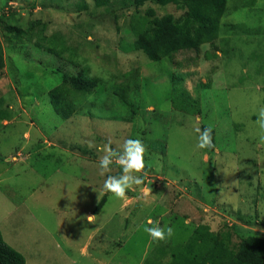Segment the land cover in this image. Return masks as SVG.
Listing matches in <instances>:
<instances>
[{
    "label": "rangeland",
    "instance_id": "rangeland-1",
    "mask_svg": "<svg viewBox=\"0 0 264 264\" xmlns=\"http://www.w3.org/2000/svg\"><path fill=\"white\" fill-rule=\"evenodd\" d=\"M184 13L0 0V233L24 264H174L197 231L264 238V0H225L197 47L132 48L137 17Z\"/></svg>",
    "mask_w": 264,
    "mask_h": 264
},
{
    "label": "trees",
    "instance_id": "trees-1",
    "mask_svg": "<svg viewBox=\"0 0 264 264\" xmlns=\"http://www.w3.org/2000/svg\"><path fill=\"white\" fill-rule=\"evenodd\" d=\"M101 1L96 0L99 4ZM123 1L126 4H142L148 0ZM151 1L161 5L173 3L185 10L179 19L162 16L147 22L145 17L140 16L134 21L132 28L135 39L132 48L142 50L152 60L163 58L182 48L197 47L217 37L225 0ZM5 31L22 32L18 27H7ZM4 62L0 38V69ZM74 81L75 84L78 82L77 79ZM84 87L89 88L90 85ZM174 90L178 91L179 88L175 86ZM181 94L180 90L179 96ZM174 102L176 103V100ZM178 108L186 112H197L196 109L189 107ZM64 114L67 115L68 112ZM176 251L174 264H264V238L252 235L243 237L236 248L231 249L225 244V239H221L211 231L208 230L205 236L197 231ZM24 262L23 255L10 246L0 233V264H24Z\"/></svg>",
    "mask_w": 264,
    "mask_h": 264
},
{
    "label": "crops",
    "instance_id": "crops-1",
    "mask_svg": "<svg viewBox=\"0 0 264 264\" xmlns=\"http://www.w3.org/2000/svg\"><path fill=\"white\" fill-rule=\"evenodd\" d=\"M93 215V214H92ZM89 217V216H88Z\"/></svg>",
    "mask_w": 264,
    "mask_h": 264
}]
</instances>
